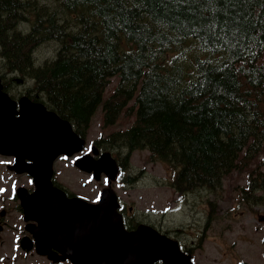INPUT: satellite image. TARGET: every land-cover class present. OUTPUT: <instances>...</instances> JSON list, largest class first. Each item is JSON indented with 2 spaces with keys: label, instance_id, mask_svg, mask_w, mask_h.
<instances>
[{
  "label": "trees",
  "instance_id": "obj_1",
  "mask_svg": "<svg viewBox=\"0 0 264 264\" xmlns=\"http://www.w3.org/2000/svg\"><path fill=\"white\" fill-rule=\"evenodd\" d=\"M0 57L82 136L101 109L122 169L147 149L182 193L245 173L264 207V0H0Z\"/></svg>",
  "mask_w": 264,
  "mask_h": 264
},
{
  "label": "water",
  "instance_id": "obj_2",
  "mask_svg": "<svg viewBox=\"0 0 264 264\" xmlns=\"http://www.w3.org/2000/svg\"><path fill=\"white\" fill-rule=\"evenodd\" d=\"M12 100L0 83V152L15 156L10 166L17 172L34 177L35 189L28 192L19 187L26 219L38 220L34 229L37 252L58 261L70 259L75 264H153L162 259L166 264H181L178 243L159 235L146 225L126 230L117 211L118 197L112 188H105L97 203L83 197H68L53 184V162L61 154H72L84 148L86 139L80 137L71 122L43 103L24 96ZM95 154L98 149L93 148ZM85 171H93L96 178L102 172L115 179L118 163L109 151L98 158L90 152L75 160ZM264 220V215L259 216ZM28 237H23L22 246ZM52 247L61 251H52Z\"/></svg>",
  "mask_w": 264,
  "mask_h": 264
},
{
  "label": "rangeland",
  "instance_id": "obj_3",
  "mask_svg": "<svg viewBox=\"0 0 264 264\" xmlns=\"http://www.w3.org/2000/svg\"><path fill=\"white\" fill-rule=\"evenodd\" d=\"M57 48L58 44L53 40L43 42L34 50L33 57L37 63L52 59L57 53ZM1 64L3 63L0 57ZM115 80L107 89L106 96L114 89L113 85L117 82V79ZM101 118L102 111L99 109L86 135L87 143L84 150H90L93 140L101 134ZM100 149L103 148L100 147ZM110 151L117 158V151ZM120 155L124 154L120 153ZM262 156H264V153ZM12 162L13 158L11 156L0 155V213L6 210V214L0 215V219L2 217L7 221L6 227L0 232V264H72L73 262L70 259L63 263L53 262L47 256L40 255L36 251H14L15 248H18L16 242L18 234L22 230L20 224L24 221L23 219L21 221V213L17 209V202L13 195L19 185L32 187L33 184L28 174H19L7 167V164ZM54 169L57 181L69 187L75 193L82 191V196H86L89 201L96 199V190L93 191L92 189H96L97 186H104L107 183L105 177L102 181H95L84 171L81 173L73 165V159L67 157L58 158L54 163ZM125 170V180H118L113 184L115 189L122 188L120 187L121 184H126L129 187L126 189L128 192H123V199L135 200L134 206L140 212L152 210L153 208L163 209L165 204H170L172 209L166 213L167 222L173 225H178L182 222L185 229L184 237L189 235V229L192 232H195L196 229L202 232L200 227L204 218L198 226H190V222L197 219L195 217V209L199 206V203H193L195 196L192 194L197 195L198 192L207 189L200 188L192 191L189 193L188 201L178 202L179 196L172 185L169 184L173 178L174 170L166 163L154 160L149 150L146 149L135 150L131 155L130 165ZM129 175L133 176V183L126 181ZM247 177L248 175L245 173L234 172L225 178L223 185L228 186L226 189L229 190L233 186L245 187ZM84 183L87 186H84ZM220 193H225V188ZM219 198L221 197L217 196V200ZM195 200L199 201V198ZM163 201L166 202L164 203ZM223 205H226L225 201L220 203V206ZM258 213H264V207L248 204H246V213L244 215H240L236 211L232 212V216L238 215V218L234 221L227 219L224 213H219L217 219L213 222V228H210L206 234H199L197 241L201 245L198 246V251H214L216 255H218V251H241L240 258L246 264H264V222L258 220ZM161 215L159 214L158 216ZM151 217L154 218V215H151ZM229 224L233 225L232 228L227 227ZM224 263L231 264L226 262V260Z\"/></svg>",
  "mask_w": 264,
  "mask_h": 264
},
{
  "label": "flooded vegetation",
  "instance_id": "obj_4",
  "mask_svg": "<svg viewBox=\"0 0 264 264\" xmlns=\"http://www.w3.org/2000/svg\"><path fill=\"white\" fill-rule=\"evenodd\" d=\"M16 74L8 71L4 64L0 65V83L2 84V90L3 92H6L11 99H14L17 101V109H20V104L19 100L23 97L26 96L32 101H42L44 98L40 97V95H37L34 93V89L32 86L31 81L27 79H23L21 77H16ZM50 109V108H49ZM81 137H82V131H81ZM0 155H7L4 153L0 152ZM11 156L13 158L14 162V157L13 155H7ZM77 156H82V149L78 152L75 153L71 156H65L61 155L58 158L61 157H67L69 159H74ZM9 163L7 164V167L10 169V166L13 164ZM75 168H77L75 166ZM81 173L82 169L77 168ZM11 171H14L10 169ZM16 172V171H14ZM18 173V172H16ZM21 174V173H19ZM28 174V173H26ZM90 177L92 176L91 173H87ZM29 175V174H28ZM31 180H32V187H26L28 192H33L35 189V183L33 182V178L31 175H29ZM53 182L55 185L60 187L65 191L67 196L73 197V196H81L82 197V191L80 193H75L73 190H71L69 187L61 184L59 181L56 179V173L54 174L53 177ZM82 182V179H81ZM22 186V185H19ZM18 186V187H19ZM84 186H87L85 183ZM104 186H98L96 189H92L95 191V194H97L96 197H98L95 201L97 202L100 198L101 195V190L105 187ZM18 187L15 190V193L13 195V198H15L17 202V209L21 213V221L23 219V223H21L22 230H20L17 238V244L18 248H15L14 251H38L36 248V242L34 238V233H32L31 229L29 227H33L34 229L38 225V220L36 219H26V214H25V208L23 206V201L22 198L20 197L18 193ZM122 188L120 189H115L116 192L118 193L119 196V205H118V211L123 217L124 225L125 228L129 231L136 230L140 224H145L149 226L150 228L154 229L159 235L172 238L175 240L180 248L184 251L181 252V264H226L224 263L225 260L226 262H230L231 264H246L243 259L240 258V252L241 251H218V255L214 253V251H198V246H200V242L197 241L199 234H206L210 228H213V222H214V217L218 213H224L226 218L230 220H235L238 218V215H233L232 212L236 211L239 212L240 215H244L246 213V202H245V197L242 195V191H240V188L237 189V186H233L232 189L229 191L226 190L228 186H223L225 188V193H218V200H215V194L211 190H205V191H200L198 192L197 195L192 194L196 198H199L198 200H193V203H199V206L197 209H195V217L197 218L196 220L190 222V226H195L199 223H201L202 219L204 218V221L201 223L200 229L202 232L199 231V229H196L195 232H192L191 229H189V235L184 237V231L185 229L183 228V223L180 222L178 225H173L170 222H167L166 219V213L167 211H170L172 209V206L170 204H165L163 209H157L153 208L152 210H145L140 212L135 208V200H125L123 199L124 195L123 192H128L129 187L126 185H122ZM127 194V193H126ZM190 194L186 193L184 195H181V199L177 200L178 202H182L183 200H189ZM225 201L226 205L220 206V203ZM164 203L166 201H163ZM160 202V203H163ZM216 203V205H214ZM182 204V203H179ZM189 205V204H188ZM223 208V209H222ZM221 209V210H220ZM6 214V210L1 211L0 215L3 216ZM159 214H162L161 216H158ZM151 215H154V218L151 217ZM219 215V214H218ZM217 215V216H218ZM7 221L1 217L0 219V232L4 230L6 227ZM233 225H228L227 227L232 228ZM28 237V241L26 244H32L33 246L31 248H26L22 246V239L23 237ZM52 251H61L59 248L52 247ZM243 256V255H242ZM68 261V260H64ZM60 261V262H64ZM153 264H166L162 259L156 260Z\"/></svg>",
  "mask_w": 264,
  "mask_h": 264
},
{
  "label": "bare ground",
  "instance_id": "obj_5",
  "mask_svg": "<svg viewBox=\"0 0 264 264\" xmlns=\"http://www.w3.org/2000/svg\"><path fill=\"white\" fill-rule=\"evenodd\" d=\"M136 173V172H135Z\"/></svg>",
  "mask_w": 264,
  "mask_h": 264
}]
</instances>
